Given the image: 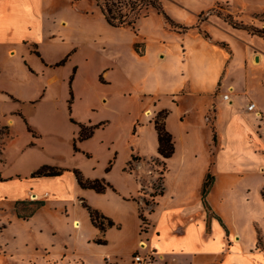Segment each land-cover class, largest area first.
I'll return each mask as SVG.
<instances>
[{
    "label": "rangeland",
    "instance_id": "374dc122",
    "mask_svg": "<svg viewBox=\"0 0 264 264\" xmlns=\"http://www.w3.org/2000/svg\"><path fill=\"white\" fill-rule=\"evenodd\" d=\"M43 2L50 16L49 34L43 35L40 40L44 58L55 62L73 48L75 50L63 65L57 67L58 78L53 89L57 98L51 115L54 130L42 131L44 135L38 139L25 119L15 122L10 130L7 126H0V155L4 152L7 157L6 164L0 161V170L5 174L18 171L21 178H27L30 177L29 167L45 160L58 162L57 167L60 168L74 167L72 169H78L84 178H104L107 182L106 174L110 171L111 183L117 184L125 196H134L139 189L135 197L139 205L121 199L115 190L107 188L101 194L90 191L95 208L83 197L78 198L81 192L79 185L75 189L68 186L64 192L69 196L70 203L61 205L53 201L47 213L24 219L17 217V214L27 215L35 208L36 202L44 201L30 196L14 201L0 197V264H89L88 261L93 264H129L131 254L137 250L138 242L144 240L142 234L149 227L145 214L150 215L152 223L167 238L173 236L170 233L173 223L176 224L182 217L180 211H174L178 208L176 202L181 197L179 194L174 197L176 202L166 199V203L165 200L163 203L160 201L157 211L151 214L146 212L153 207V196L161 190V176L165 173L157 156L154 125L150 123L156 113L145 114L148 109L143 108L137 89L121 68L127 70L128 75L145 69L146 66L140 65L135 58L132 46L141 51L145 41L172 40L179 43V36L153 10H149L146 17H141L133 28L111 27L104 21L95 0ZM160 2L169 18L187 27L181 32L193 29L204 34L213 26L222 25L233 32L239 38H236L238 41L251 45L253 51L250 63L257 65L258 59L264 56V0ZM227 15L239 25L238 28L232 27L227 21ZM60 19H63L65 25L61 24ZM227 38L233 44L237 43L235 39ZM113 58L117 59L116 80L112 84H99L95 80L96 70ZM73 65L78 66L79 74L75 80L77 96L71 103L70 116L78 120L91 118L103 122L87 139L85 147L88 152L75 155L70 153L72 147L69 142L75 129L68 122V103L65 102L68 77ZM228 72V76L231 75L233 82L236 80L239 88L244 87L245 77L249 78L252 91H257L260 81H264V68H247L245 71L238 50ZM103 96L106 98L105 103L102 102ZM161 98L165 103L167 97ZM190 104L198 108V113L203 109L197 99L189 97L181 107ZM167 115L169 125H176V112ZM211 115L210 111L209 119ZM33 117L35 115L31 114L30 119ZM199 120L197 114L187 122L195 124ZM37 123L42 129L45 128L43 119L39 118ZM30 136L33 138L30 139L32 143L36 139L45 144L44 151L35 156V153L27 150L20 160H15L18 149ZM56 154L63 157L57 159ZM170 173L168 175H172ZM179 181V178L176 179L177 184ZM219 183L211 196V203L212 210L223 224L219 222L213 225L207 233L198 226L193 228L194 236L190 239L196 250L191 252L193 255L188 254L190 256L186 255L187 251L182 253L181 259L185 260L186 257L191 264H264V202L259 189V185L264 184L263 176L258 173L234 175L231 183L228 182L229 187L222 179ZM81 199L90 207L108 213L112 219L120 222V231H117L118 224L105 229L107 244L95 243L97 239L104 240L102 235L90 240L98 234V229L90 225ZM139 214L145 218L144 222ZM73 218L80 221V228L73 226ZM179 244L177 241L174 246ZM174 250L178 253L176 248ZM158 260L164 264L160 258Z\"/></svg>",
    "mask_w": 264,
    "mask_h": 264
},
{
    "label": "crops",
    "instance_id": "0c3cea01",
    "mask_svg": "<svg viewBox=\"0 0 264 264\" xmlns=\"http://www.w3.org/2000/svg\"><path fill=\"white\" fill-rule=\"evenodd\" d=\"M45 9L43 0H0V126H7L10 130L15 122H22L25 119L33 132L38 135V139L43 137L42 131L54 128L51 115L54 113V102L57 97L53 89L58 78L57 67L61 66L55 64L66 58L65 63L68 56L75 50L73 48L55 62L44 58L40 40L50 31V16ZM60 22L65 25L63 19H60ZM171 31L177 33L179 43L172 40L168 42L145 41L141 51L135 50L132 46L135 58L140 65L146 66L145 69L131 72L128 75L127 70L121 68L127 79L137 89L136 92L143 108L148 109L146 115L149 113L154 115L162 109L167 110L168 114L176 112V125H169L168 118H165V128L172 135L174 150L170 157L164 159L162 165L165 169V173L161 176L162 192L153 196V207L146 212L151 214L157 211L160 201L163 203L165 200L166 203V199H171L176 202L174 197L179 194L181 197L176 202L178 208L174 211H180L182 218L176 224L173 223V229L171 228L172 232H170L173 236L167 238L164 232L152 223L150 215L145 214L149 227L142 236L146 239L138 242V248L135 251H151L164 264H186V262L191 264L185 256V260L181 258L182 253L187 251L188 253L185 254L190 256L188 254L193 255L192 253L196 250L192 247L190 239L194 236L193 228L198 226L207 233L212 230L213 225L219 224L215 217L218 215L212 210L211 196L219 186L220 180L222 179L227 184L231 183L234 175L253 173L261 174L264 178V122L253 111L246 110L247 104L254 102L259 112L264 115V81H260L257 91H252L249 78L245 77L244 87L239 88L236 80L234 79L233 82V78L231 75L228 76L229 72L227 73L237 50L241 53L245 71L247 68H264V56L261 60L258 59L257 65L250 63L249 58L253 51L251 45L238 41L239 38L222 25L213 26L204 34L193 29L186 32ZM226 35L235 39L237 43L233 44ZM74 68L71 81L73 99L77 96L75 80L79 74L77 65L72 66L71 74ZM94 75L99 84H112L117 78V59L113 58L110 62L101 65ZM225 93H228V99L223 98ZM162 96L167 97V103L163 102ZM188 97L193 100L195 98L201 103L203 109L200 113H198V108L192 104L181 107ZM65 98L67 104L69 83ZM102 102H106L104 96ZM210 111L211 119H209ZM31 114L35 115L32 119H30ZM197 114L200 117L199 122L195 124L187 122ZM70 115L71 104L70 112L68 111V122L75 129L69 140L72 147L78 127L69 121ZM39 118L46 123L44 129L37 123ZM73 119L83 123H98L97 120L91 118ZM150 123H152L151 120ZM30 139L33 138L30 136L18 149L15 160L17 158L20 160L27 150L35 153V156L44 151L45 144L42 141L34 139L32 143ZM86 142L87 139L78 141L79 151L75 152L72 148L70 153L75 155L88 152L85 147ZM55 156L57 159L63 157L61 154ZM0 161L7 163L6 153H1ZM42 164L58 166L59 163L40 160L31 165L28 172L31 173ZM72 168L74 167H67V170L58 176L27 178H21L18 171L5 174L0 170V197L8 198L9 201L29 196L36 200H43V205L36 209L30 217L31 219L36 218L39 213H47L48 206L53 201L61 205L70 203V198L64 190L68 186L73 189L78 187L70 170ZM170 172L172 175H168ZM208 172L213 176V182L206 195L210 208L207 212L203 207L200 192L202 182ZM109 176L110 171L106 177L121 199L138 204L135 197L139 189L136 190L134 196L127 195L129 196L127 197L121 193L117 184L111 183ZM168 177H170L169 181ZM178 178L180 181L177 184L176 179ZM259 189L261 194L264 190L263 183L259 185ZM80 190L81 192L78 190L80 192L78 198L83 197L96 208L90 194L93 190L83 188ZM192 195L194 196L190 198ZM99 212L110 218L116 225L118 224L117 231H120L119 221L112 219L108 213L100 210ZM72 221L74 227V223H77L76 227L80 228V221L77 218H73ZM93 228L97 230L96 227L93 226ZM106 231L98 230V234L90 240L102 235L107 244ZM223 231L226 236L224 229ZM177 241L180 244L175 247ZM174 248L178 253L174 252ZM88 262L93 264L91 261Z\"/></svg>",
    "mask_w": 264,
    "mask_h": 264
},
{
    "label": "trees",
    "instance_id": "16d2710c",
    "mask_svg": "<svg viewBox=\"0 0 264 264\" xmlns=\"http://www.w3.org/2000/svg\"><path fill=\"white\" fill-rule=\"evenodd\" d=\"M96 5L104 19V21L111 27H131L133 28L135 23L141 18L146 17L148 15L149 10H154L157 14L161 15L164 19L165 23L169 25L170 28L176 31H184L186 30V26H183L175 21H173L169 16L164 12L160 0H95ZM227 21L234 28H238V24L232 22L229 15H227ZM66 58L60 60L55 65H62ZM75 68L72 71V74L69 77V98L67 100L68 103V111L70 112V104L73 99V92L71 88V81L73 78V73ZM168 111L162 109L154 115L152 118V122L154 125V129L156 132L157 138V154L161 160L162 165L164 164V159L170 157L174 150V142L172 135L166 130L164 119ZM69 121L73 124H76L78 127L77 135L73 139L72 148L76 152L78 151L77 142L83 141L90 138L94 131L103 125V122H98L96 124L91 123H83L77 122L72 117L69 118ZM29 129V127H27ZM30 130V129H29ZM133 160L134 157L131 156ZM109 168V167H108ZM108 168H106L108 170ZM131 168H128L130 170ZM164 169V168H163ZM65 168H60L53 165L43 164L39 166L36 170L32 171L29 176L30 177H50V176H58L62 174ZM72 173L75 177V180L79 187L83 189H91L96 193H102L107 188H113V186L107 182L104 178H93L88 179L84 178L81 172L78 169H72ZM162 174V173H161ZM160 174V175H161ZM213 182V176L208 172L201 186V201L203 207L208 212L210 211L209 205L206 201V195L209 191L210 186ZM162 190H160L156 194H161ZM154 194V195H156ZM261 198L264 202V190L261 192ZM43 205L42 201L36 202L35 208L31 210V212L27 215H19L17 217H22L24 219L30 218L33 213ZM81 205L86 209L90 223L96 227L100 232H104L106 228L117 226L110 218L104 216L97 209L90 207L87 203H85L84 199H81ZM218 221L221 223L219 217L215 216ZM139 218L142 222L145 221V218L141 214H139ZM97 244H105V240H96Z\"/></svg>",
    "mask_w": 264,
    "mask_h": 264
},
{
    "label": "built area",
    "instance_id": "2783aa9c",
    "mask_svg": "<svg viewBox=\"0 0 264 264\" xmlns=\"http://www.w3.org/2000/svg\"><path fill=\"white\" fill-rule=\"evenodd\" d=\"M223 98L228 99V93H225ZM246 110L253 111L256 116L264 122V115L259 112L254 102H249L246 106ZM158 258L159 257L151 251H135L131 254L129 264H160Z\"/></svg>",
    "mask_w": 264,
    "mask_h": 264
},
{
    "label": "bare ground",
    "instance_id": "6f19581e",
    "mask_svg": "<svg viewBox=\"0 0 264 264\" xmlns=\"http://www.w3.org/2000/svg\"><path fill=\"white\" fill-rule=\"evenodd\" d=\"M75 227L77 226V223H74Z\"/></svg>",
    "mask_w": 264,
    "mask_h": 264
}]
</instances>
